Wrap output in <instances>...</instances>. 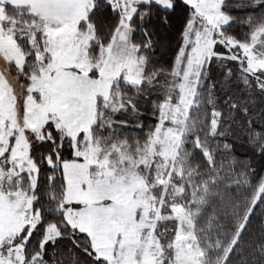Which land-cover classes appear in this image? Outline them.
Segmentation results:
<instances>
[{
    "label": "snow or ice",
    "instance_id": "1",
    "mask_svg": "<svg viewBox=\"0 0 264 264\" xmlns=\"http://www.w3.org/2000/svg\"><path fill=\"white\" fill-rule=\"evenodd\" d=\"M0 264H264V0H0Z\"/></svg>",
    "mask_w": 264,
    "mask_h": 264
}]
</instances>
